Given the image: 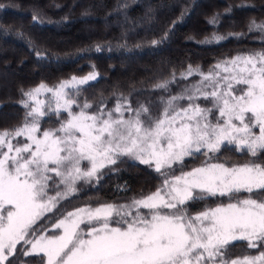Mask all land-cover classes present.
I'll return each instance as SVG.
<instances>
[{"label": "snow or ice", "instance_id": "6c2138e0", "mask_svg": "<svg viewBox=\"0 0 264 264\" xmlns=\"http://www.w3.org/2000/svg\"><path fill=\"white\" fill-rule=\"evenodd\" d=\"M248 27L264 34V21ZM97 76L24 91L22 123L0 130V264H12L18 245L30 246L25 257L43 254L46 264H264V198H253L264 193V50L218 61L207 72L189 65L180 79L199 80L161 98L158 115L144 104L133 108L123 95L112 108L81 101L83 86ZM176 79L173 73L153 87L168 92ZM53 115L58 126L42 128ZM225 144L250 159L209 162ZM198 155L202 164L184 171L185 158ZM123 157L154 169L162 178L156 190L126 204L62 213L51 225L58 234H49L48 214ZM212 197L234 202L190 212V204ZM237 242L258 254L235 255Z\"/></svg>", "mask_w": 264, "mask_h": 264}, {"label": "trees", "instance_id": "16d2710c", "mask_svg": "<svg viewBox=\"0 0 264 264\" xmlns=\"http://www.w3.org/2000/svg\"><path fill=\"white\" fill-rule=\"evenodd\" d=\"M0 4L5 5L0 8V130L22 123L26 109L19 101L25 98L23 92L41 82L54 84L95 71L98 76L83 86L81 101L103 100L109 108L123 95L132 107L146 104L156 114L153 102L192 78L178 79L168 92L154 89L173 73L176 76L189 65L207 72L237 53L264 50V34L250 32L248 27L253 19L264 21V0H0ZM34 15L38 20H33ZM213 17L215 24L209 23ZM214 34L224 39L215 40ZM154 40L159 43L153 44ZM56 126L54 115L42 123V128ZM215 156L209 162L231 165L250 159L227 144ZM204 160L202 155L185 158L183 170ZM104 171L107 174L99 183L78 186L79 191L61 202L54 216L48 214L44 226L49 229L62 213L78 205L145 195L162 182L154 169L128 157ZM253 198H264V193ZM229 202L234 201L212 197L190 204L189 209L196 213L206 205ZM245 248L246 242H237L233 252H257H243ZM18 249L16 258H10L12 264H46L42 254L23 256L28 246L18 245Z\"/></svg>", "mask_w": 264, "mask_h": 264}, {"label": "rangeland", "instance_id": "374dc122", "mask_svg": "<svg viewBox=\"0 0 264 264\" xmlns=\"http://www.w3.org/2000/svg\"><path fill=\"white\" fill-rule=\"evenodd\" d=\"M257 51H260V50H257ZM248 52H251V51H247V52H240V53H237V54H235L233 57H235L236 55H238V54H247ZM232 58V57H231ZM193 68H195L194 66H192ZM186 70V69H185ZM184 71V70H183ZM83 76H85V75H82V76H77V77H83ZM70 78V77H69ZM176 81L178 80V79H180V73L178 74V75H176ZM190 78V77H189ZM66 79H68V78H66ZM66 79H62V80H66ZM62 80H60V81H62ZM196 80H199V76H196V77H192L188 82H185L184 84H182L181 86H180V89H178L177 91H175L174 93H172V94H170V95H177V94H180L181 92H182V89L184 88V87H186L189 83H194ZM60 81H58V82H60ZM57 82V83H58ZM57 83H54V84H48L49 86H52V85H55V84H57ZM39 85V84H38ZM37 86V85H36ZM35 87V86H34ZM33 87V88H34ZM46 96H47V94H45V95H43V96H41L40 98L41 99H45L46 98ZM169 96V95H168ZM168 96H165V97H162V98H164V99H167V97ZM160 100H161V98H159L158 100H156L157 102H153L155 105H156V109L158 110L159 109V107H160ZM200 104H201V106L202 107H210L211 106V104L210 103H205L204 101H200ZM144 105H146V104H144ZM114 106V105H113ZM113 106H111V107H109V108H112ZM147 106V105H146ZM182 106H186V105H183L182 104ZM133 108H136V107H133ZM93 111H95L94 109H93ZM154 115H158V113H156V114H154ZM57 127V126H56ZM256 131H258V130H256ZM22 139V138H21ZM211 163H217V162H211ZM198 166H200V165H198ZM198 166H195V167H198ZM229 166H231V165H229ZM194 168V167H193ZM188 171V170H187ZM79 186V185H78ZM155 191V190H154ZM50 194H54V193H50ZM149 194V193H148ZM145 195H147V194H145ZM139 196H137V198H138ZM132 198H130V199H124V200H118V201H112V203H117V204H126V203H128V202H130V200H131ZM104 203V202H103ZM227 204V203H226ZM85 204H81V205H78V206H76V207H74V208H72V209H70L69 211H72L73 209H75V208H77V207H81V206H84ZM218 205V204H217ZM92 206H96V205H92ZM216 206V205H215ZM215 206H212V207H215ZM68 212V211H67ZM197 213V212H196ZM194 214V213H193ZM60 218H62V216L60 217ZM60 218H58V219H60ZM57 219V220H58ZM56 220V221H57ZM55 221V222H56ZM50 229V233L49 234H51V233H56V234H58L57 232H56V230L55 229H52V227H50L49 228ZM27 250H30V246H28V249ZM261 250H264V249H261ZM258 254V252H256V253H253V254H249V255H257ZM43 255V254H42ZM45 258V262H46V257H44Z\"/></svg>", "mask_w": 264, "mask_h": 264}]
</instances>
